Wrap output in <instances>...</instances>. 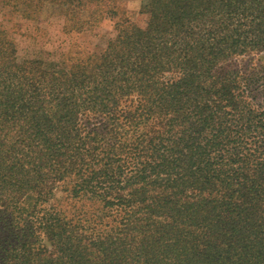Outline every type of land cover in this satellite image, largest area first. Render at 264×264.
Returning a JSON list of instances; mask_svg holds the SVG:
<instances>
[{
	"label": "trees",
	"instance_id": "trees-1",
	"mask_svg": "<svg viewBox=\"0 0 264 264\" xmlns=\"http://www.w3.org/2000/svg\"><path fill=\"white\" fill-rule=\"evenodd\" d=\"M62 2L66 31L114 13ZM139 11L59 60L0 29V264H264V0Z\"/></svg>",
	"mask_w": 264,
	"mask_h": 264
},
{
	"label": "rangeland",
	"instance_id": "rangeland-1",
	"mask_svg": "<svg viewBox=\"0 0 264 264\" xmlns=\"http://www.w3.org/2000/svg\"><path fill=\"white\" fill-rule=\"evenodd\" d=\"M139 8L140 0H112L113 14L99 13L94 23L90 25L84 23L80 30L66 31L63 24L69 13H65L62 0H47L40 7L37 17H26L19 8L15 9L7 5L5 0H0V29L13 40L18 59L59 60L64 55L100 53L107 40L113 36L114 22L118 18L126 17L138 25L144 23L145 15ZM86 16V12L82 11L80 17L85 20ZM66 195L60 187L55 192L54 200L61 203L67 211L72 210L74 202L66 198Z\"/></svg>",
	"mask_w": 264,
	"mask_h": 264
}]
</instances>
